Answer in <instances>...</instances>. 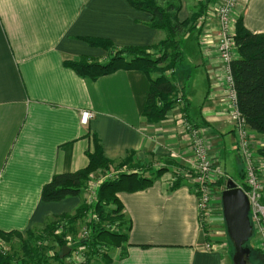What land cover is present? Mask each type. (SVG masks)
<instances>
[{
    "label": "crops",
    "instance_id": "1",
    "mask_svg": "<svg viewBox=\"0 0 264 264\" xmlns=\"http://www.w3.org/2000/svg\"><path fill=\"white\" fill-rule=\"evenodd\" d=\"M178 1V20L192 19V29L180 39L187 75L180 65L173 73L183 100L163 120L149 123L142 115L149 91L145 74L117 70L92 80L66 65L81 58L105 63L111 53L104 46L154 47L166 35L150 28L148 13L126 0H0L1 232L22 236L71 219L84 193L45 202L41 190L54 175L86 168L96 144L105 159L130 158L143 175L162 170L142 190L116 192L130 227L125 243L110 249L104 264H233V254L219 244L225 225L221 192L232 174L243 183V163L216 52L221 0ZM238 19L249 32L264 33V0H239L233 30ZM84 111L94 114L87 126L80 124ZM183 120L198 129L209 163L220 172L209 177L211 211L204 225ZM250 134L253 146L262 149L264 136ZM71 225L78 228L77 222ZM248 241L244 246L250 250Z\"/></svg>",
    "mask_w": 264,
    "mask_h": 264
},
{
    "label": "trees",
    "instance_id": "2",
    "mask_svg": "<svg viewBox=\"0 0 264 264\" xmlns=\"http://www.w3.org/2000/svg\"><path fill=\"white\" fill-rule=\"evenodd\" d=\"M135 10L146 12L151 16L150 28L165 32V38L154 47L139 48L129 47L117 49L113 46H104L109 50V58L105 63L88 62L81 58L76 62H68L66 65L74 69L80 76L88 77L92 80L111 74L117 70H137L145 74L149 80V91L142 111L143 117L149 123H156L165 118L167 113L175 105L177 93L182 94V90H177L173 83L174 70L182 62V52L180 50V39L192 29L191 22H180L177 18L180 5L178 0H166L164 8H159L157 0H126ZM234 41L238 58L230 65V72L233 79V88L236 94L237 108L244 118L246 125L251 131L264 136V33H251L238 19L235 25ZM91 45L92 42L89 41ZM110 48V49H109ZM153 50V51H152ZM154 50L156 52H154ZM172 71L168 77L165 74ZM152 75H158L152 78ZM183 100V99H182ZM184 104V103H183ZM186 110V104L183 105ZM264 154V146L260 150ZM88 165L86 168L73 173L54 175L52 179L43 186L41 199L45 202H56L66 197L78 196L84 193L85 185L89 175L97 169L110 171L111 168L129 169L119 174L113 180L104 182L98 192L95 211L104 220L111 222L126 223L122 214L121 205L116 198V192L126 188L127 191H137L148 187L162 170H158L150 176L139 173L141 168L130 161V158L120 162H111L105 159L98 145L95 144L92 153H89ZM136 167V170H133ZM154 178H153V176ZM172 187V186H171ZM85 210L82 205L71 219L64 221L71 225L77 222ZM72 222V223H71ZM127 225V224H126ZM130 226H123L120 232H109L104 228L92 230L90 251L94 253L95 245L101 243L109 249L119 247L126 241L127 232ZM51 233L54 227H48ZM71 230L74 232V228ZM11 236L21 235L18 233H4L0 231V240ZM60 249L55 252L51 259L39 256L35 263L38 264H63V254L61 240ZM250 248V258L255 253L263 257L259 250L253 246ZM264 259V257H263ZM109 255L104 256L102 263H107ZM0 264H11L9 256L0 253Z\"/></svg>",
    "mask_w": 264,
    "mask_h": 264
},
{
    "label": "built area",
    "instance_id": "3",
    "mask_svg": "<svg viewBox=\"0 0 264 264\" xmlns=\"http://www.w3.org/2000/svg\"><path fill=\"white\" fill-rule=\"evenodd\" d=\"M202 1V0H198ZM239 0H221L218 5L219 16V37H217V49L223 59V67L226 72L225 86L229 101V120L233 127L236 137L237 154L243 163V183L238 187L241 188L249 203V218L252 224L253 237L255 239V248L260 251L264 257V164L258 154L257 149L252 144L251 130L241 116L236 102V94L233 88V79L230 72L231 63L237 58V49L234 41V32H230L228 28V16L234 9ZM228 29V30H227ZM221 35V36H220ZM220 58V59H221ZM172 71H169L171 75ZM182 102L181 95L177 93L175 105ZM94 114L89 111L81 112L80 124L87 126ZM183 128L188 134L189 146L193 153L194 164L192 171L194 173L195 195L197 198V212L199 219L206 224L208 215L211 211V192L209 177L215 172L219 174V170L215 171L207 159V153L203 145L199 131L193 125L183 120ZM123 170L99 171L93 178H89L85 185L84 207L85 210L77 221L78 228L74 232L71 225L65 221L55 227L54 234L59 236L68 251L63 254V264H92V262H100L103 257L109 255L110 249L101 243L95 245L94 253L91 255L90 243L92 230L96 228H104L109 232H120L121 226L117 222L104 220L99 213L95 211L97 197L100 186L107 181L113 180L119 174L124 173ZM176 178L171 181V186ZM120 227V229L118 228ZM207 249L211 248L210 244H206ZM60 249V248H59ZM5 244L0 240V253L6 255Z\"/></svg>",
    "mask_w": 264,
    "mask_h": 264
},
{
    "label": "rangeland",
    "instance_id": "4",
    "mask_svg": "<svg viewBox=\"0 0 264 264\" xmlns=\"http://www.w3.org/2000/svg\"><path fill=\"white\" fill-rule=\"evenodd\" d=\"M166 2H167L166 0H157L156 4L159 6V8H164ZM235 8H236V6L234 7V9ZM234 9L231 11V14H229V16H228V24H229L228 28H229L230 32L235 31V28L233 30V27H232V26H234L233 21H232V14H233ZM216 14H217V17L219 20L218 6L216 7ZM219 23L220 22L218 21V35H217V37H219ZM216 52H217V56H218V60L220 62V65L223 68V77H224V81H225L226 72H225L224 67H223L224 61L221 58L219 50L217 49V41H216ZM180 67H182V71H183V73H185V76H186L187 75V68L184 67L183 64L180 65ZM179 85H182V82L179 81ZM230 123H231V121H230ZM260 150L261 149H259L257 151L258 155L260 157H263L264 154L260 153ZM136 166L138 167V164H136ZM120 167H123V168H118L115 170L116 171L123 170L126 172L129 169L127 166H121L120 165ZM232 180L237 185L242 184L241 183L242 179L238 176V174H232ZM107 221H109V220H107ZM123 226H125V224H122L121 229L123 228ZM118 228L120 229V227H118ZM54 231H55V228H54ZM54 231H53V233H51V231L47 227L43 230H38V231L33 230L32 232H27L20 237L11 236V237L5 239V241H3L5 244V248H6L5 252L7 253L6 255L9 256V258L11 260V264H38L35 262L39 258V256H43V257H47L48 259H51V256L55 252H58L59 248H60L59 242L55 240V237H59V236L55 235ZM218 234H219L218 236L220 237L219 238L220 239L219 244L222 246H225L228 249L229 255H232L233 254L232 253L233 252V245H232L231 240L227 236L225 225L223 227H221ZM59 239L62 242L61 244H63L64 242L62 241V239L60 237H59ZM252 241H253V237H251L249 239L247 244L251 246ZM253 246L255 247V244ZM62 263H63V261H62ZM92 264H103V263H102V261H100V262L94 261V262H92ZM249 264H264V259L262 256H260V254L258 255L257 253H255L253 257L251 256V258H249Z\"/></svg>",
    "mask_w": 264,
    "mask_h": 264
},
{
    "label": "water",
    "instance_id": "5",
    "mask_svg": "<svg viewBox=\"0 0 264 264\" xmlns=\"http://www.w3.org/2000/svg\"><path fill=\"white\" fill-rule=\"evenodd\" d=\"M223 220L228 238L233 244V264H246L250 250L244 246L252 236V226L249 220V203L241 188L231 179L226 180L221 192ZM68 251L62 247V254Z\"/></svg>",
    "mask_w": 264,
    "mask_h": 264
}]
</instances>
